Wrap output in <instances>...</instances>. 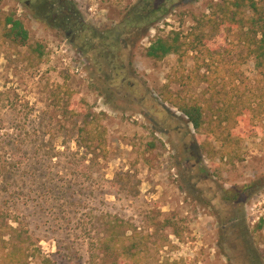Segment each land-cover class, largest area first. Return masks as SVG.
<instances>
[{"label":"rangeland","instance_id":"obj_1","mask_svg":"<svg viewBox=\"0 0 264 264\" xmlns=\"http://www.w3.org/2000/svg\"><path fill=\"white\" fill-rule=\"evenodd\" d=\"M65 1L87 27L74 43L58 22L39 19L45 6L35 13L31 0H0V21L15 13L31 44L45 51L39 57L0 35V90L8 92L12 136L0 233L9 206L54 264H88L94 237L113 219L122 245L143 249L135 264H264V230L256 228L264 217V104L237 140L243 123L207 111L198 131L166 100L179 94L204 102L214 93L218 110L234 78L254 107L264 103V74L252 58L240 61V47L224 34L210 42L222 75L207 91V82L188 88L181 82V71L194 66L191 56L179 62L175 54L161 61L144 54L156 34H186L194 17L219 0H154V6L165 2L169 14L148 31L134 20L119 43L96 34L117 28L139 0ZM85 108L101 113L106 158L86 154L76 142L74 113ZM30 264L44 263L35 258Z\"/></svg>","mask_w":264,"mask_h":264},{"label":"trees","instance_id":"obj_2","mask_svg":"<svg viewBox=\"0 0 264 264\" xmlns=\"http://www.w3.org/2000/svg\"><path fill=\"white\" fill-rule=\"evenodd\" d=\"M18 1L25 5L28 2V0ZM59 1L31 0L30 6L35 13L39 5L45 6L49 12L53 3L58 4ZM62 1L64 2V0ZM153 1L139 0L117 28L102 34L98 33L96 37H112L115 43H119L121 35L129 33L128 27L133 24L134 20L140 27L145 24L141 29L148 31L149 27L155 26L169 14L165 2L162 1L154 6ZM73 8L77 9L74 6ZM208 10L209 12H203L194 17L195 23L186 34L180 30L171 31L167 35L156 34L150 40L149 45L144 48L145 56L161 61L168 55L175 54L178 56L179 62H183L188 56H191L194 60V66L187 70V73L185 70L181 71V82L185 88L191 87L193 82H207L209 84L206 88L207 91L215 87V79L222 75L221 66L215 65L216 53L210 42L216 36L224 34L225 39L229 38L240 47L239 60L252 58L256 69L264 74V6L259 0H219L212 2ZM77 16L80 17V13ZM82 25H80L82 27L81 34L87 33L84 22ZM0 35L7 42L18 46H27L33 52L38 53L39 57L45 53L41 43L31 44L28 28L21 18L15 16V13L6 15L0 21ZM145 35L146 33L142 35V38ZM94 37L95 33L92 34V38ZM203 68L205 70L201 71ZM233 80L230 91L227 90L226 86L224 87L225 106L217 108L218 110L214 109L212 103L214 93L204 102L200 96L194 95L188 98L179 94L174 97L170 95L166 97V100L181 111L187 117L188 122L198 131L206 123L207 111L210 112V116H223L228 123L232 121L237 124L243 123L244 126L240 129L238 140V138L247 135L246 124L249 118L253 120V118L261 115L264 103L251 106L252 101L249 95L241 92L239 84ZM203 93L205 94V91ZM74 114L78 117L75 124L80 122L76 140L78 146L85 149V153L88 155L95 158H106L108 154L107 129L100 121L101 113L97 115L85 108L82 112ZM80 117L82 118L79 119ZM223 118L220 121L223 122ZM222 122L219 124L222 125ZM8 130V92L0 90V193L2 184L8 177V143L10 142L8 139L12 138ZM231 131L234 132L233 129ZM18 136L22 138V141L25 139L23 132H20ZM3 210L0 208V219ZM12 212L13 209L8 206V221L5 222L6 231L0 233V264H30L31 260L35 258H42L44 264H54L49 257L42 255L41 247L33 241L28 225ZM163 224L170 226L171 221L166 219ZM108 226L109 229H105L102 233H98L96 238L94 237L92 245L95 246L89 251L88 264H122L126 258L129 261H125V264H135V258L143 249H139V245H122L119 234L117 235L115 232V229L120 226L118 219L108 221ZM256 228L264 230V217L258 221ZM174 234L179 236L178 231H174ZM135 236L138 234L136 230H133L129 239L133 240ZM172 264L181 263L175 260Z\"/></svg>","mask_w":264,"mask_h":264},{"label":"flooded vegetation","instance_id":"obj_3","mask_svg":"<svg viewBox=\"0 0 264 264\" xmlns=\"http://www.w3.org/2000/svg\"><path fill=\"white\" fill-rule=\"evenodd\" d=\"M79 12L74 9L73 6L67 2L60 0L58 4L53 3L52 9L46 14L39 15V19L54 20L58 22V27L67 37L72 38L74 43L78 36L81 35L83 24L82 18L78 17Z\"/></svg>","mask_w":264,"mask_h":264}]
</instances>
